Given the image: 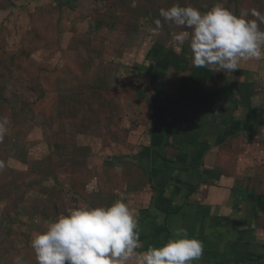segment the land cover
<instances>
[{"label":"rangeland","instance_id":"obj_1","mask_svg":"<svg viewBox=\"0 0 264 264\" xmlns=\"http://www.w3.org/2000/svg\"><path fill=\"white\" fill-rule=\"evenodd\" d=\"M0 3V118L9 120L0 141V264H13L17 256L22 264H36L34 234L70 209L105 207L100 193L86 194L93 177L117 172L144 177L168 169L179 174L185 132L177 127L154 134L153 124L186 76L174 73L172 64L183 67L191 53L187 44L179 54L172 50L171 33L181 29L165 24L153 32L154 20L161 8L175 4L202 12L216 3L230 10L231 5L224 0H136L135 7L133 0ZM152 45L155 55L147 53ZM155 59L157 69L142 65L138 75L136 66ZM156 137L165 139L158 150ZM129 185L137 190L140 184ZM167 187L155 184V192ZM102 190L99 182L96 192ZM258 219L264 222V214Z\"/></svg>","mask_w":264,"mask_h":264},{"label":"crops","instance_id":"obj_2","mask_svg":"<svg viewBox=\"0 0 264 264\" xmlns=\"http://www.w3.org/2000/svg\"><path fill=\"white\" fill-rule=\"evenodd\" d=\"M224 1L237 15L253 8L264 13V0ZM147 53L155 55L154 45ZM186 61L183 67L177 61L170 65L174 73L186 76L176 82L173 98H167V112L153 124L154 134L156 129L177 127L179 134L185 132L187 150L178 157L177 165L183 167L179 174L168 169L167 174L144 177L118 172L97 176L87 181L86 194L100 193L105 207L121 200L137 211L141 251L161 246L172 229L182 227L204 244V255L194 264H264V222L258 221L264 214V61L242 62L233 74L194 68L190 59ZM142 65L157 69L156 59L140 64L136 66L140 76ZM162 141L156 137L155 145ZM131 181L140 184L137 190H131ZM148 181L150 185L145 184ZM99 182L103 190L96 192ZM162 182H167V190L155 192V184Z\"/></svg>","mask_w":264,"mask_h":264},{"label":"clouds","instance_id":"obj_3","mask_svg":"<svg viewBox=\"0 0 264 264\" xmlns=\"http://www.w3.org/2000/svg\"><path fill=\"white\" fill-rule=\"evenodd\" d=\"M159 16L152 31L162 30L165 24L181 29L171 33L172 50L179 54L187 44L191 53L187 58L194 68L233 74L242 62L264 61V13L255 8L237 15L222 3L206 12L175 4L161 8ZM8 124L7 117L0 118V141ZM141 232L137 211L117 200L107 207L70 209L50 221L45 231L34 234L30 246L36 264H129L132 259L138 264H194L204 255L203 242L189 236L185 228L172 229L164 244L142 251ZM13 264H22V258L15 257Z\"/></svg>","mask_w":264,"mask_h":264}]
</instances>
